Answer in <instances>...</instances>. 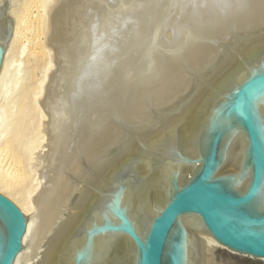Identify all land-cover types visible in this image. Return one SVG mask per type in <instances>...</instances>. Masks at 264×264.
I'll use <instances>...</instances> for the list:
<instances>
[{
	"label": "water",
	"instance_id": "95a60500",
	"mask_svg": "<svg viewBox=\"0 0 264 264\" xmlns=\"http://www.w3.org/2000/svg\"><path fill=\"white\" fill-rule=\"evenodd\" d=\"M228 30L185 92L122 125L42 264H264V23ZM16 31L0 11V74ZM27 223L0 192V264L24 249Z\"/></svg>",
	"mask_w": 264,
	"mask_h": 264
},
{
	"label": "bare ground",
	"instance_id": "6f19581e",
	"mask_svg": "<svg viewBox=\"0 0 264 264\" xmlns=\"http://www.w3.org/2000/svg\"><path fill=\"white\" fill-rule=\"evenodd\" d=\"M27 2L0 0V11L5 10L17 23L0 74V93L27 16L34 9L51 13L53 28L47 40L40 41L47 19L32 24L37 45L30 53L36 60L45 59L47 78L34 102L48 124L40 132L48 135L50 145L43 158L35 152V159L42 158L33 165L42 169L38 203L33 201L37 208L12 196L13 188L22 182L24 168L20 171L22 159L10 146L16 136L0 146V186L4 187L0 191L19 205L28 221L24 249L14 264H42L50 241L56 237V244L67 231L60 227L66 224L63 215L72 195L77 192L86 197L88 169L105 157L108 146L123 139L122 125L133 115L145 119L153 112L151 105L172 102L185 92L194 81L191 72L218 53L215 38L221 28L227 37L234 23H264V0H32L24 17L21 8ZM25 99L20 94L10 101L21 111ZM6 159L11 160L8 166ZM207 245L209 251L215 243L207 238Z\"/></svg>",
	"mask_w": 264,
	"mask_h": 264
},
{
	"label": "rangeland",
	"instance_id": "374dc122",
	"mask_svg": "<svg viewBox=\"0 0 264 264\" xmlns=\"http://www.w3.org/2000/svg\"><path fill=\"white\" fill-rule=\"evenodd\" d=\"M21 2H24V0H21ZM31 3H32V0H29V2H27L26 5L23 8H21L22 9L21 14L23 16L31 8V5H32ZM36 12H37V10L35 11V9H34V12L31 13L33 18L29 17L31 15L27 16L28 18L25 22L27 25L23 24L25 26L22 27V30H24L23 35L20 38V41L18 40V42H16L15 45L13 46V50L11 52L12 55L10 57L11 66L9 69V73L7 74V77H6L5 82H4L5 85H3V87H2L3 90H1V93H0V146L3 145L2 146V148H3L5 146V144L9 142V139H13L14 138L13 136H16L15 142L14 141L12 142L10 140L11 143L13 144V145L10 144V146L15 152L17 150V153L19 154V158L23 160V162H22V160L20 161L21 165L19 164L20 165L19 166L20 171L22 170L23 167H24L23 170L25 169L24 172H23V170L21 171L23 173V174L21 173V175H22L21 178L23 179V180L21 179V181H22L21 184H18L17 188H13V189H15V190H13L14 192L11 189V191L14 194V195L12 194V196L16 197L17 200H24L26 203L28 202L30 207L33 204L32 205L33 209H35L34 205L36 203H38V202H36V197L38 196V194H37V193H39L38 191L41 190L40 189L41 188L40 183L42 182V180H41L42 178L40 179V177H42V176H40V173H39L41 168L39 169L38 166H36V165H35V167H37L38 169L34 168L33 165L36 164V163H34V160L37 161V159L41 158L40 157V158L35 159L38 154L40 156H42V158H43V155L47 152L46 150L49 149L50 140L48 139V135L45 134L44 131L40 132L41 129L48 127V124L47 125L45 124L46 122H45V119H43L44 118L43 115L40 112H38L41 110L40 106H37V104H35V102H34V101H36L37 94H39V88H40L41 82L47 78V72L45 71V69H44L45 67L43 64L45 62V59H43L44 62H43V60L41 61V59L36 60L35 58H33L34 56L32 54H30V53H34V51H32V46L37 45L35 38H33V33H32L33 31H31V30L33 27L32 24L34 22L37 23L41 20L44 21L47 19L45 21V24L47 22L48 27L45 28V30L43 29V31L46 33V34L44 33L46 36L42 35V37L40 39V41L43 42V41L47 40V32H49V29L53 28L52 27L53 25H51V21H50L51 13L44 14V12L42 13L40 11V13L37 12V13H39V14H37ZM34 15H36V16L34 17ZM202 17H204V16H202ZM203 19L204 18H201V20H203ZM46 26H47V24H46ZM24 28L26 29V31ZM24 32H26L27 34ZM22 38H24V39H22ZM29 55L30 56L32 55V57H30ZM51 56L53 57V54ZM30 59L34 60V62H35V60H36V62H38V61L39 62L34 63L32 60L30 61ZM31 63H32V65H31ZM20 94L26 95V99L23 103L24 106L22 107V109H20L21 111L18 110L19 108L17 106H14L11 104V101H13V99L15 100L18 97V95H20ZM8 100L9 101L11 100L10 103ZM8 108H10V109H8ZM18 112H21V114ZM18 114L21 116L20 118H18L19 117ZM16 118L19 120V122ZM12 120H14V121H12ZM16 120H17V123H16ZM43 120H44V122H43ZM15 124H17V126ZM41 124H42V126L43 125H45V126L42 128ZM42 134H44V135H42ZM47 143H49V144L47 145ZM14 147L16 150L14 149ZM35 152H36V154L38 152L39 153L36 155ZM42 158L39 161H42ZM4 160H5V158H4ZM7 160H8V164L5 161H3V162H5L6 165L8 166L9 162H11V160L6 159V161ZM5 163H3V164L5 165ZM45 164H40V166L41 167H42V165L45 166ZM25 165L27 166V169L25 168L26 167ZM30 166H31V168H30ZM32 168H34V169H32ZM41 171H42V169H41ZM41 175H42V173H41ZM0 185H1V183H0ZM1 188L4 189L3 185L0 186V189ZM3 189H1V190H3ZM12 192H10V193H12ZM1 193H3V192H1ZM3 194H5V193H3ZM5 195H7V194H5ZM8 197L10 199H12L10 196H8ZM34 199H35L36 203L33 202ZM30 202H31V204H30ZM37 205L38 204H36V208H37Z\"/></svg>",
	"mask_w": 264,
	"mask_h": 264
}]
</instances>
